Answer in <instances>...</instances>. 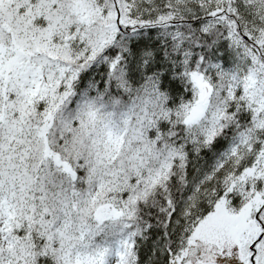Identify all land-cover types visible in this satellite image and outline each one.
I'll list each match as a JSON object with an SVG mask.
<instances>
[{"label":"snow or ice","instance_id":"1","mask_svg":"<svg viewBox=\"0 0 264 264\" xmlns=\"http://www.w3.org/2000/svg\"><path fill=\"white\" fill-rule=\"evenodd\" d=\"M0 264H264V0H0Z\"/></svg>","mask_w":264,"mask_h":264}]
</instances>
